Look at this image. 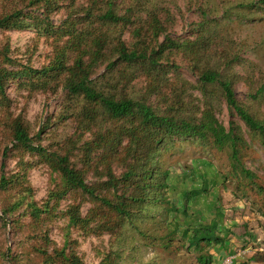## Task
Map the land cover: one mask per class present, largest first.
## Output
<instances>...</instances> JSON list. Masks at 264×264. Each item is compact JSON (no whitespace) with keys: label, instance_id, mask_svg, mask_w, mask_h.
Here are the masks:
<instances>
[{"label":"rangeland","instance_id":"1","mask_svg":"<svg viewBox=\"0 0 264 264\" xmlns=\"http://www.w3.org/2000/svg\"><path fill=\"white\" fill-rule=\"evenodd\" d=\"M117 2L126 4L128 0ZM62 4L61 9L46 18L40 13L43 9L35 8L29 0H0V18L12 11L22 13L17 23L19 29L0 27V51L6 52L2 68L28 72L7 81L4 93L0 94V175L2 152L8 146V159L2 172L8 179L17 177L6 192H0V264H60L58 253L62 250L65 254L74 253L83 264L107 261L199 264L200 256L210 257L209 264H262L264 139L248 130L229 109L217 84L202 88L198 69L205 65L219 67V73L230 78L239 105L264 122V93L260 92L264 84V3L261 0H148L145 11L160 13L165 26V32L151 43V48L156 49L163 41L180 47L179 51L165 52L168 59L163 64L171 65L164 76L170 82L163 91L165 99L151 96L148 103L158 107L157 110L169 107L174 87L183 93L184 109L180 113L183 118L198 119L209 108L225 129L232 123L245 142L241 166L253 178L250 181L233 170L227 148L220 150L173 139V145L169 142L162 146L157 162L168 173L167 189L160 192L166 201L147 204L135 223L136 228L125 227L120 238L108 233L68 230L64 212L73 196L77 203L83 202L79 195L68 193L52 211L53 215H42L40 221L29 217L26 208L28 196L37 207H42L49 193L57 188L59 179L39 155L13 147L11 124L15 119L21 120L34 146L48 153L67 155L71 165L84 170L87 183H100L96 176L101 172L100 153H95L97 157L93 155L89 168L82 151L83 144L93 140L100 126L90 129L82 123L80 109L84 103L65 88L74 56L64 53L65 69L55 68L56 63H63L57 56L67 39L62 37L63 30L70 20L83 16L78 10L65 9L67 2L59 6ZM96 29V33L107 31L111 38L120 34V40L130 48L137 41L133 26L121 30L97 25ZM86 45L100 46L93 41ZM200 46L199 53L205 52L204 61L195 64L191 50H199ZM94 47L92 55L85 57V67L92 85L105 89L107 80L118 79L122 66L103 77L108 62L116 57L110 47L105 57ZM96 51L100 53L98 59L94 56ZM134 73L125 93L136 99L146 94L151 76L140 71ZM113 126L109 123L104 128ZM112 168L116 176L121 174L122 169L116 163ZM204 189V193L185 201L189 192ZM20 200H25L24 205L14 209L13 205ZM90 207L88 202L82 203V216ZM172 207L177 211H172ZM2 211L7 214L3 215ZM212 221L218 223L216 235L223 238V243L202 244L200 249L189 247L190 233L184 232L208 226Z\"/></svg>","mask_w":264,"mask_h":264},{"label":"trees","instance_id":"2","mask_svg":"<svg viewBox=\"0 0 264 264\" xmlns=\"http://www.w3.org/2000/svg\"><path fill=\"white\" fill-rule=\"evenodd\" d=\"M29 0L44 17L49 18L61 7L59 3L67 2L66 8L72 12L83 13L77 20H70L63 30L62 37H66L63 51H59L58 57L63 63L55 64L57 70H64L66 58L64 53L74 56V65L70 77L65 84L71 96L80 99L84 104L80 109L82 123L90 127H98L92 141L82 146L85 165L91 167V161L95 153H100L101 172L96 175L100 183H87L84 170H79L70 164L68 156H60L56 153H48L32 143L25 126L19 119L11 124V143L13 147L25 153L36 154L43 158L49 168L59 179L57 188L50 192L47 201L42 207H37L28 196L26 203L29 217L40 221L41 216L53 215L52 211L58 207L66 195H79L84 200L77 203L76 196L64 212L67 221V228L82 230L86 233L113 234L120 238L125 227L136 228L135 223L139 219L142 210L149 203H160L166 201L161 190L167 189L166 179L168 173L162 171L158 166V157L162 146H166L173 139L191 141L203 147H215L217 149L227 148L231 159V167L235 172L244 175L252 181L253 176L244 170L240 163L241 151L245 142L239 131L231 123L225 129L214 118L211 109H204L200 118H183L180 115L183 106V93L171 88L172 104L164 109L154 108L148 103L151 96L165 99L164 89L168 88L170 82L164 78L166 69L171 65L163 64L168 59L166 51H179L176 43L163 41L157 48H151V43L157 41L165 32V26L160 19V13L156 11H145L148 0H128L126 4L117 0ZM264 3V0H261ZM36 10V9H35ZM37 11V10H36ZM146 12V16L144 13ZM21 11H12L3 14L0 18V27L5 29H19V17ZM145 17V18H144ZM81 25L82 28H78ZM107 28L113 26L123 30L127 26L135 28L134 34L137 39L134 47L130 48L118 34L111 38L107 31H99L96 26ZM96 38V39H95ZM98 42V48L84 46L87 42ZM99 49L105 57L110 47L116 57L115 61L107 64L106 75H110L119 66H122L118 73V79L112 78L106 81L105 89L93 86L89 80V73L85 67L86 55H92V50ZM198 48V47H197ZM191 49V48H190ZM199 50L192 49L195 64L204 61V54ZM195 51V53H193ZM197 51V52H196ZM92 52V53H91ZM94 56L100 57L98 51ZM6 57L4 50L0 51V94L4 93V85L7 81L20 78L27 71H8L2 68L3 59ZM219 67L206 66L199 68V82L205 89L208 85L217 84L222 92L225 102L230 110L253 134L264 139V122L255 119L247 110L239 105L235 98L230 78L221 75ZM134 71H140L151 76V82L147 84L146 94L141 98H130L125 93L135 75ZM264 93V84L260 90ZM114 124L113 127L104 128L106 124ZM9 148L4 147L2 152V169L0 175V192H6L11 184L17 180L6 178L4 171L5 162L8 159ZM98 155L95 154V157ZM116 163L122 169L121 174L116 176L112 165ZM90 165V166H89ZM95 168V172H97ZM101 179L103 181L101 182ZM25 190V189H24ZM23 190V191H24ZM206 190H193L186 194L185 201L199 196ZM53 203L49 206L50 203ZM88 202L91 207L82 216V203ZM25 200H20L13 205V208L24 205ZM171 207V206H170ZM172 211H177L172 207ZM6 215V211H2ZM218 223L212 221L208 226H201L191 231H185L189 236V247L200 249L201 245H221L223 238L216 235ZM60 264H83L74 254H65L62 250L58 253ZM211 258L200 256L199 264H209ZM264 264V260L261 262ZM103 264H114L107 261Z\"/></svg>","mask_w":264,"mask_h":264},{"label":"built area","instance_id":"3","mask_svg":"<svg viewBox=\"0 0 264 264\" xmlns=\"http://www.w3.org/2000/svg\"><path fill=\"white\" fill-rule=\"evenodd\" d=\"M230 262V261H229Z\"/></svg>","mask_w":264,"mask_h":264}]
</instances>
